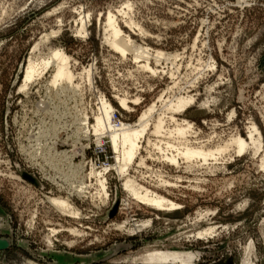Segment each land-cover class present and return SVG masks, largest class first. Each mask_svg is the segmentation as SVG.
<instances>
[{"label":"rangeland","instance_id":"374dc122","mask_svg":"<svg viewBox=\"0 0 264 264\" xmlns=\"http://www.w3.org/2000/svg\"><path fill=\"white\" fill-rule=\"evenodd\" d=\"M109 17L152 71L112 46ZM56 51L72 84L53 66L26 83ZM103 100L117 129L154 105L127 177L179 210L125 191L110 131L92 130ZM263 162L264 0H0V264H264Z\"/></svg>","mask_w":264,"mask_h":264},{"label":"bare ground","instance_id":"6f19581e","mask_svg":"<svg viewBox=\"0 0 264 264\" xmlns=\"http://www.w3.org/2000/svg\"><path fill=\"white\" fill-rule=\"evenodd\" d=\"M112 17H109V19H108V28H109V30H111V36H112L110 43L112 44V46L118 52L122 53L123 55H125L128 52L133 53L135 59L136 58H137V60L141 59L147 63L146 66H144L145 70L152 71V68L150 67V60H151V57L149 56L150 53L148 54L149 51L148 52L145 51L146 49L144 50V49H142V47L141 48L134 47L133 42L131 43V41H130L131 39H129L128 37H124V35H122V30L119 29L118 26L117 27L115 26V23H114V20ZM155 55L156 56H154V55H152V56H154V59L158 63L162 59L165 61V55L166 54L163 56L161 53H157V54L155 53ZM167 55H169V54H167ZM68 63L69 62H68L67 58L64 56V54H61V52L56 51V52H54V54L51 58L43 61L41 64L38 65V66H40L39 69L36 68L35 64L30 63L28 65V68H27L26 73H25V76H26L25 82L26 83L32 82L33 80H35L36 75L38 73L41 72L40 74L42 75V73L44 71L48 70L49 67L53 66L55 68V72L53 74L54 76H53V79L51 81L52 86L53 85L55 86V85L59 84L60 81H64V80L72 84V80L74 77H73V74H71V71L68 70V67H67ZM40 74H38V75L41 76ZM27 86H28V84H27ZM120 102H121L120 105L122 107L123 106L128 107V103L125 100H121ZM192 102H193V100H191V99L181 98V101H179L178 103L175 102L176 105H175V103H173L174 105L172 104L169 107H170L171 111L173 110L174 112H180L181 109L186 108ZM102 103H103L102 109H101L102 114L98 115L97 118L95 119L96 124L93 126L92 130H93V132L98 134V136L99 135L103 136V135H105V133H104L105 131H110V133L108 135L109 137L107 136L106 138L108 139L109 146L112 147L113 151L117 155L116 158L118 160L119 165H117L115 167V169H116L115 172L117 171L116 174L120 175L121 178L122 177L125 178V183H123L124 184L123 188L125 189V191L127 190V192L131 195V197H133L138 202L145 203L148 206L152 207L153 209H156L159 211H169V212L179 210L180 207L178 205L174 204L173 202L167 201L166 199L160 197L157 193H153V192L149 191L148 189L143 188L141 185L139 186L134 180H132V178L127 177V175L129 176L128 170H129L130 166L136 161L135 159L137 158V155L139 153V149L141 148V146L139 145L140 140L148 132V130H147L148 129V122H149V119L152 118V113L155 110L154 105L152 106V108H149V110L147 109L146 112L142 113V115H141L140 119L138 120V123L136 124V126L128 127L124 124H121L120 128L117 129L116 125H114L112 123V117H111V115L114 112V107L109 102H106L104 100ZM170 109H168V110H170ZM155 126H156L155 130L160 132L161 131L160 129L162 128L161 124H158ZM189 127H191V126H189ZM180 129H181V127H180ZM176 131L178 132V133L177 132L176 133L179 134V136H182V135L187 134L190 131V129L182 128L181 130H176ZM103 138H105V137H103ZM250 141H252L254 145L256 144V142L259 143V141H254L252 135L250 137ZM101 142H102V140H101ZM234 142L236 144V147H237L239 154L244 152L245 150H247V148L249 146L247 144V142H245L241 137L234 140ZM59 143H60V141H59ZM57 145H58V143L55 144L54 148H56ZM61 153L66 155L67 151H63ZM220 153H222V151H217V154H220ZM177 154L174 157L171 156L168 158H166L164 156L166 158L165 160H167V162L170 161L171 163H173L177 166L178 165L177 158L179 156H181V158H184L185 159L184 161H187V162H191V161L197 160L199 158V159H202L203 162L205 163L206 161H208V158H212V157L215 158V155H216V153H214L212 151L211 152H204V151H199V150L196 151L193 148H190L189 145H185L184 148L182 149V152L179 153L180 155L178 154L179 156L176 158ZM263 168H264V164H263ZM104 176H106V175L99 173V174H97L96 177L98 178L97 180H98V183L101 187V190H103L105 193L104 195L108 196V192H107L106 185H105L106 178ZM80 190H81L80 194H82L83 188H81ZM51 202L54 203L56 206H58L60 209H62L64 212H67L70 209V205L67 204L66 202L62 201V200L53 199V200H51ZM167 258H168L167 256H164L163 258H161V260L166 261Z\"/></svg>","mask_w":264,"mask_h":264},{"label":"water","instance_id":"95a60500","mask_svg":"<svg viewBox=\"0 0 264 264\" xmlns=\"http://www.w3.org/2000/svg\"><path fill=\"white\" fill-rule=\"evenodd\" d=\"M7 247V244L0 241V249H4Z\"/></svg>","mask_w":264,"mask_h":264}]
</instances>
